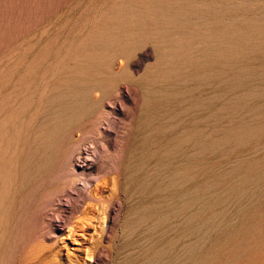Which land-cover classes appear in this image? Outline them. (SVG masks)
Returning <instances> with one entry per match:
<instances>
[{"label": "rangeland", "instance_id": "obj_1", "mask_svg": "<svg viewBox=\"0 0 264 264\" xmlns=\"http://www.w3.org/2000/svg\"><path fill=\"white\" fill-rule=\"evenodd\" d=\"M0 264H264V0H0Z\"/></svg>", "mask_w": 264, "mask_h": 264}]
</instances>
